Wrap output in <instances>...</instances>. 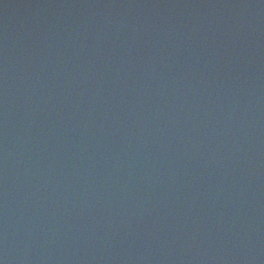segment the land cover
I'll list each match as a JSON object with an SVG mask.
<instances>
[{
  "label": "water",
  "instance_id": "water-1",
  "mask_svg": "<svg viewBox=\"0 0 264 264\" xmlns=\"http://www.w3.org/2000/svg\"><path fill=\"white\" fill-rule=\"evenodd\" d=\"M0 264H264V0H0Z\"/></svg>",
  "mask_w": 264,
  "mask_h": 264
}]
</instances>
